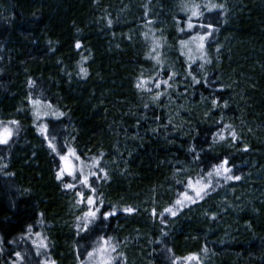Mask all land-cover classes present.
<instances>
[{"label": "trees", "instance_id": "trees-1", "mask_svg": "<svg viewBox=\"0 0 264 264\" xmlns=\"http://www.w3.org/2000/svg\"><path fill=\"white\" fill-rule=\"evenodd\" d=\"M38 106L74 174L57 178ZM6 122L0 264L38 263L36 223L54 264H83L100 237L115 264H264V0H0ZM198 178L202 198L167 213Z\"/></svg>", "mask_w": 264, "mask_h": 264}, {"label": "rangeland", "instance_id": "rangeland-1", "mask_svg": "<svg viewBox=\"0 0 264 264\" xmlns=\"http://www.w3.org/2000/svg\"><path fill=\"white\" fill-rule=\"evenodd\" d=\"M35 114L37 118L36 119L37 132L40 134L41 137L44 138L46 143H48L49 147L56 153L58 157L59 177L74 174V172L76 171L75 155L70 150L64 151L62 153L57 151L55 146L47 139V129L43 114V108L41 106H38L37 110L35 111ZM5 128H7L11 132V135L8 137L9 140L10 137L16 132V123L15 122L0 123V136L3 135V130ZM213 173L216 174V169L213 170ZM221 173H222L221 175L227 174V173H223L222 169H221ZM205 185H208V187L205 188L204 187ZM209 186H210V182L205 180V178L204 179L198 178L197 180L191 182L188 186L187 191L181 192L176 197L171 207L168 208L171 209L172 211L171 212L167 211V213L172 214V212H176L180 208L188 206L189 204L199 200L200 198L196 196V192L203 189V191L201 192V196H202L208 190ZM188 197H190L191 199H188ZM89 198H91L92 203H89ZM82 200L88 206L87 211L84 214L81 223L84 226L87 225L97 216L100 206L97 203V199L94 197V195L91 192L87 196L82 197ZM177 201H181V203L177 204ZM90 212H95L96 214L95 217H90L86 215L87 213ZM37 225L38 223H36V227L27 228L23 234V239L28 241L33 246L35 253L39 257L38 263L31 262V264H54L48 257L46 240ZM89 253H91V255H89ZM115 260L116 258L114 255V248L111 241L106 238L100 237L94 241L91 249L89 250L87 256L85 257V261L83 262V264H115ZM195 262H196V258L193 256H187L178 261L179 264H195ZM10 264H21L19 256L15 257L14 259H11Z\"/></svg>", "mask_w": 264, "mask_h": 264}, {"label": "snow or ice", "instance_id": "snow-or-ice-1", "mask_svg": "<svg viewBox=\"0 0 264 264\" xmlns=\"http://www.w3.org/2000/svg\"><path fill=\"white\" fill-rule=\"evenodd\" d=\"M199 6H195V8H198ZM211 7H222V5H212ZM195 8H194V10H193V12H192V15L193 16H197V15H200L201 13H199L198 11H196L195 10ZM188 27L189 28H191L192 27V24L191 23H189V25H188ZM208 27H211V25H208ZM204 39V37H201V40H203ZM77 47H80V45L79 44H77L76 45ZM82 71H84L83 69H82ZM85 74H86V72H85ZM11 135V132L7 129V128H5L4 130H3V135L2 136H0V143H7V140H8V137ZM233 138H235V133H233ZM227 164V161L225 160L222 164H220L219 166H217V168H216V174L217 175H221L222 173H221V169L223 170V173H229L231 170L229 169V168H227L225 165ZM209 175H211V173H209ZM58 179L60 178L59 177V175H58V177H57ZM225 179H240V177H233V176H231V175H227V176H225ZM85 183H87V181H85ZM68 187H71L70 185L68 186ZM205 188L206 187H208V185H205L204 186ZM203 191V189H201L200 191H197L196 192V196L198 197V198H202V196H201V192ZM188 199H191L190 197H188ZM89 203H92V200H91V198H89ZM181 203V201H177V204H180ZM124 211H126V212H132V211H134L132 208H126V209H124ZM167 211H172L171 209H168ZM112 214H114V213H106L105 214V216H107V215H112ZM172 214L173 215H175V212H172ZM87 216H90V217H95V212H90V213H87L86 214ZM89 255H91V253H89ZM17 256H19V253H17Z\"/></svg>", "mask_w": 264, "mask_h": 264}]
</instances>
